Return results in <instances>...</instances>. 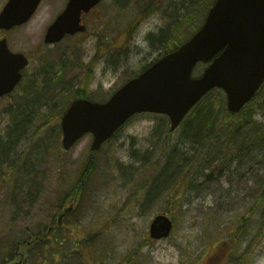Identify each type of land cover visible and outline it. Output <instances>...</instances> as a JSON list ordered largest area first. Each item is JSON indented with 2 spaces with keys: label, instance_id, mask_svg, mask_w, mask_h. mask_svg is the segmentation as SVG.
<instances>
[{
  "label": "rangeland",
  "instance_id": "obj_1",
  "mask_svg": "<svg viewBox=\"0 0 264 264\" xmlns=\"http://www.w3.org/2000/svg\"><path fill=\"white\" fill-rule=\"evenodd\" d=\"M6 2L0 0V10ZM146 2L129 0L119 6L111 4L107 9L109 14L92 24L89 33L68 39L57 47L44 42L57 5H43L30 21L8 33L11 46L32 54L34 62L26 81L11 96L0 100V139L3 138L0 153H4L0 161V258L15 251L17 240L44 232L47 225L54 223L60 205L65 204L73 206V211L56 233L73 235L76 239L89 232L96 234L97 240L103 237L104 246L110 249L106 264H120L138 245H143L142 252L148 254L146 264H207L214 253L219 254L214 262L218 264L224 253L217 246L229 236L232 224L241 217L255 218V205H264V139L254 146L259 155L251 154V159H229L221 167L215 163L206 170V174L213 170V178H201L193 189L186 187L185 181L176 182L173 178L169 193H155L148 201L146 196L151 188L146 192L140 189L141 179L149 175L150 179L146 180L149 182L162 167L150 164L145 169L137 168L141 162H137L138 156L147 149L154 151V154L150 152L152 159H160L159 153L163 155L172 147L180 155H187L190 150L189 143L184 138L181 140L179 130L167 135L165 126L169 123L164 115L146 113L133 117L117 136L95 152L96 165L92 166L89 165L91 134L64 151L61 115L56 118L51 114L49 119L30 124L17 113L25 101V86L26 100L41 90L53 98L57 109L69 104L78 89L97 100L108 98L156 55L170 50L174 36L178 40L188 38L194 30L193 22L200 25L207 13L204 9L195 16L194 11L191 19V0ZM103 6L102 10L106 9ZM96 26H102L99 33L95 32ZM177 28L180 30L176 32ZM153 31L159 37L155 45L147 37ZM169 37L173 38V44L168 42ZM109 39L129 47L126 58L114 61L113 49L109 58L104 57L107 46L115 44ZM206 66L197 64L194 76H199ZM49 67L50 72H41ZM49 76L51 81L47 79ZM211 98L218 105L221 96L214 93ZM252 106L257 109L254 120L264 123V88ZM49 108L46 104L43 110ZM160 128L159 135L155 131ZM167 139L171 147L158 150ZM175 159L180 161L178 168H183L184 160L179 156ZM160 213L169 214L175 228L168 238L152 239L150 224ZM246 247V242H241L237 251L241 253ZM59 257L63 256H47V264H56L55 258ZM137 258L125 264H135ZM27 260L26 264H35L33 258ZM94 262L92 259L91 264H102V259ZM235 264H264V227Z\"/></svg>",
  "mask_w": 264,
  "mask_h": 264
},
{
  "label": "water",
  "instance_id": "obj_2",
  "mask_svg": "<svg viewBox=\"0 0 264 264\" xmlns=\"http://www.w3.org/2000/svg\"><path fill=\"white\" fill-rule=\"evenodd\" d=\"M98 0H71L66 11L48 28L46 41L56 42L67 33L85 30L81 9ZM40 0H9L0 13V29L28 21ZM209 63L200 76L193 70ZM28 59L12 52L0 40V97L13 90ZM264 83V0H215L202 26L183 44L130 79L107 101L74 100L61 120L63 146L69 149L86 133H93L92 150L101 147L136 113L166 114L175 130L191 109L212 89L222 88L227 107L239 112ZM173 219L155 216L150 236L171 235ZM18 264V263H16Z\"/></svg>",
  "mask_w": 264,
  "mask_h": 264
},
{
  "label": "trees",
  "instance_id": "obj_3",
  "mask_svg": "<svg viewBox=\"0 0 264 264\" xmlns=\"http://www.w3.org/2000/svg\"><path fill=\"white\" fill-rule=\"evenodd\" d=\"M214 1L215 0H191V19L194 11L195 16L204 9L208 12ZM193 23L195 26L194 30H191V34L199 28L203 22L200 25H198L197 22ZM170 27L172 28V26ZM179 30L180 28H177L176 32ZM174 37L175 41L173 48L186 40L183 38L178 40L177 36ZM178 37H180V35ZM46 93L47 92L41 90H36L34 94H31L29 101H25L26 107L24 106L25 102H23V107L18 108L20 109V111L17 112L19 116H21L22 119H26V122L30 124H37L38 120L42 122L44 119H49L51 114H54L56 118L59 115L62 116L68 104L66 106H59L57 109L56 102L52 103L53 98L47 96ZM214 93H218L221 96L218 105H215L216 103L211 98ZM84 94V90H77L78 96L83 97ZM46 104H49V110H43ZM25 110L26 113L24 112ZM256 110L257 109L252 106V103H249L240 113H232L227 108L226 97L221 90L214 89L208 93L189 113L180 128L177 129L181 134V140L184 138V142L190 145V150L187 155H180L178 150L172 147L171 150H166L163 155L159 153L160 159L157 157L152 159L153 155H150V152L154 154V151L149 149H147L144 154L142 153L138 156L137 162H141L137 168L141 167L145 169L150 164L153 166L159 164L162 167L160 172H156L149 182H146L147 178L150 179L149 175L141 179V183L143 184H141L140 189H145L146 192L147 189L151 188L147 193L146 200L153 199L155 193L159 194L162 191L169 193L171 188H173V178L177 179L176 182L180 181V179L185 181L186 187L193 189L196 187L195 184L201 181V178L205 176L208 179L213 178V170L208 174H206V170L212 168L215 163L217 166L221 167L223 164H226V161L229 159L233 161L241 158L251 159V154L259 155V152H257L254 146L256 145L255 143L264 139V123L254 120ZM164 118L169 123L168 118L165 116ZM165 129L168 136L175 132L171 131L169 126H165ZM155 132L160 135L162 129ZM13 139L10 140L9 143L13 142ZM1 140H3V138L0 139V145ZM168 146L171 147L169 139L165 140L158 150L161 147H166L167 149L169 148ZM147 152L149 153L146 154ZM3 155L4 153L1 152L0 161L4 158ZM177 156L180 157V160H184L183 168H178L180 161L175 159ZM149 159H151V162H147ZM94 161L95 159L91 160L89 165L95 166L96 164H94ZM136 170L135 168V171ZM82 187L83 186L80 187V191ZM138 190H136V192ZM259 197V199H261L262 195ZM254 209L257 210L255 218L241 217L238 219L234 225L232 224L229 236L225 238L227 240L223 239L218 244L217 250L224 253L223 257L218 260V264L224 262V260L227 261L226 264H235L240 259L242 253L247 252L251 248L253 240L258 237L261 229L264 227V205L256 204ZM220 229L221 228H215V230ZM63 234L64 233L58 232L53 235V237H50V235L48 237L50 240L40 242L35 248L29 251L28 259L33 258L35 264H47V256L59 254L63 257H59V259L55 258L56 264L57 262L60 264H91L92 259L95 260L94 263H97L100 258L102 259V264H106L105 258L110 249L104 246L105 242L102 241L103 237L97 240L96 234L92 232H89L86 236H80L77 239L73 235L71 237ZM240 235H242V238H239ZM241 242H246L247 247L245 251L242 250L240 253L237 250H239L238 246ZM225 245L227 247H224ZM142 246L138 245L130 254H126L120 264L134 262L135 256H138L135 264H146L148 254L142 252ZM218 256L219 254L215 255L214 253L207 264H214ZM4 258L5 256H1L0 262H5L6 259ZM61 258L62 260H60Z\"/></svg>",
  "mask_w": 264,
  "mask_h": 264
},
{
  "label": "flooded vegetation",
  "instance_id": "obj_4",
  "mask_svg": "<svg viewBox=\"0 0 264 264\" xmlns=\"http://www.w3.org/2000/svg\"><path fill=\"white\" fill-rule=\"evenodd\" d=\"M8 1V0H7ZM127 1H129V0H99L97 3H96V5L94 6V7H92V8H90L89 10H86V9H81V13H80V19H81V24L82 25H84V26H86V30L85 31H79V32H76V33H74V34H66V35H64V37L61 39V40H59V41H57V42H53V43H50V42H46V34H47V29H48V27L61 15V14H63L65 11H66V9H67V7H68V5H69V2H70V0H41V2H40V5H39V7H38V11L43 7V5H57L58 7L56 8V10H57V12L54 14V19H53V21H52V23L47 27V29H46V33H45V36H44V42H45V44H47V45H49V46H53V47H57V46H59L62 42H65L66 40H68V39H71V38H74V37H76V36H79V35H81V34H87V33H89L90 32V29H91V27H92V24H94V23H97L98 21H101L104 17H105V15H108L109 14V11L107 10V9H110L111 8V4H114L115 6L117 5V6H119V5H121L122 3H124V4H126L127 3ZM131 1V0H130ZM155 0H147V2L145 3V4H147V3H149V2H154ZM82 2H87V0H82ZM102 5H105V6H103V7H105L106 9H103L102 10ZM102 10V11H101ZM1 11V10H0ZM26 24V23H25ZM22 26V25H21ZM19 27V26H18ZM14 28H17V26H14V27H12L11 29H1L0 30V40L1 39H6L7 40V42H8V44H9V48L13 51V52H15V53H19V52H22V53H24V55L28 58V60H29V63H28V65L27 66H25V68L22 70V80H21V82L20 83H22V82H24V81H26V78L28 77V71H29V69H30V67H31V65L33 64V62H34V57H33V55L32 54H29V53H27L26 51H21L20 49H17V48H15V47H13V46H11L12 44H11V42H10V40H9V37H8V33L10 32V30H12V29H14ZM101 28H102V26H96L95 27V32H97V33H99L100 32V30H101ZM94 32V31H93ZM153 33H155L154 31L153 32H150L149 34H148V36L147 37H149L150 38V42H152V45H155L156 44V36H155V34H153ZM112 39V38H111ZM111 39H109V42L110 43H115L114 42V40H111ZM119 41V40H118ZM108 47V49L107 50H105L104 51V53H106L107 51V55H104V57L106 56V57H108L109 58V54H110V52H111V49H113L114 50V54H113V56H112V59L114 60V61H116V60H118V59H124V58H126V55H128V51L130 50L129 49V47L125 44V43H123V42H121V43H119V44H113V45H109V46H107ZM99 56H102V58H103V55H102V53H100L99 54ZM44 69H42V73L43 72H47V71H51V67H49V68H46L44 71H43ZM44 74V73H43ZM47 74V73H46ZM54 77V76H53ZM47 79L49 80V81H51V79H52V76H49V77H47ZM16 90H17V88H16ZM24 93H23V97H24V100L26 101V86H25V88H24V91H23ZM10 96H11V94H10ZM84 96H91L90 94H88V93H85L84 94ZM76 98H81L80 96H78V95H76ZM24 106L26 107V102H25V104H24ZM25 113H26V110L24 111ZM95 156V154H91V157L93 158ZM72 210H73V207L72 206H68L67 207V205L65 206V204H63V205H60V207H59V209H58V214H57V216L55 217V221H54V223H56V221H57V223L56 224H54V223H52V224H54V225H52V224H49V225H52V226H49L50 228H52L51 230H49L50 232V234L51 235H53L54 233H52V232H55V231H57V229H61V228H63L62 226L64 225V222L65 221H67V219H68V217H69V215L71 214V212H72ZM61 216V218H59ZM50 223V222H49ZM49 228V229H50ZM48 229V228H47ZM48 237H49V235L47 236V237H45L44 238V236L41 238V239H38L36 242H35V244L34 245H37L40 241H42V242H44V241H46L47 239H48ZM24 242H25V244L23 245L24 246V249H22V250H19V251H17V253H15V255H13L12 257H7L6 259H7V261L9 262V261H11L12 260V262L10 263V264H14V263H17V262H20L21 264H26L27 263V259H28V252H29V250H30V248H26V237L24 238ZM33 245V246H34ZM18 257H21V258H19L18 259Z\"/></svg>",
  "mask_w": 264,
  "mask_h": 264
}]
</instances>
